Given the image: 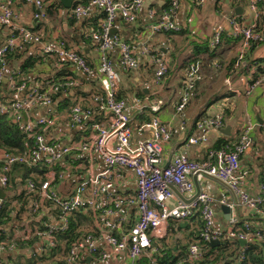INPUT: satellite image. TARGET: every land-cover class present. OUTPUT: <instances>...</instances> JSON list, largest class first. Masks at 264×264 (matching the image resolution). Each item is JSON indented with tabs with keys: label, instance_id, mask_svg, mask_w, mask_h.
Returning a JSON list of instances; mask_svg holds the SVG:
<instances>
[{
	"label": "built area",
	"instance_id": "obj_1",
	"mask_svg": "<svg viewBox=\"0 0 264 264\" xmlns=\"http://www.w3.org/2000/svg\"><path fill=\"white\" fill-rule=\"evenodd\" d=\"M143 1L87 0L86 3L75 4L70 9V17L74 21L80 20L89 8H96L103 13L98 27L89 34L98 56L97 66L93 68L79 51L61 43L43 41L32 27L14 25L16 15L11 9L10 0H0V30L8 27L6 35L0 40V84L3 82L7 91L6 99H0V114L32 140V147L23 154H12L0 149V189L4 191L5 198L10 180H24L25 192L34 193L25 212L18 219L11 218L2 226L6 236L0 241V264H138L140 256L148 255L153 249L151 240L165 237L171 219L187 218L194 213H198L200 218L196 239L187 244L185 257L173 264L199 261L203 255V244L213 239L226 237L246 242H264V233L248 223L236 227L237 216L230 213L227 218L229 227H215L212 206L214 201L205 192L199 191L189 202L177 199L172 205L168 203L174 196L170 185L178 193L186 194L194 189L191 178L198 182L210 177L237 198L248 211L264 217V195L247 193L244 182L248 172L238 166L239 156L252 143L251 124H242L233 144L208 149L200 161L189 159L183 151H179L163 164L160 143L169 140L170 131L156 116H152L145 125L151 128V137L136 145L130 144L128 104L124 99L115 97L119 75L113 68L112 56L119 68L130 69L135 64L133 46L121 36L111 34L110 29L115 17L126 23L134 22L136 12L143 7ZM244 1L252 13L251 22L245 25L233 16L228 18V35L238 41L234 68L243 64L247 48L264 42V8L260 4L262 0ZM24 2L34 7V20L43 18L42 0ZM191 2L195 6H201L205 0ZM177 6V0H170L168 6L147 25L149 31H179V25L174 22ZM152 13V9H146V14ZM221 34V29L211 32L204 44L206 52L213 51ZM29 45L36 47L37 59L45 60L48 56H53L68 62L81 74L94 77L88 99H83L84 103L73 104L68 109L67 131L63 137H58L57 142L45 140V130L53 123L51 114L33 118H28L27 115L36 108L49 107L53 103V96L59 91L65 92L72 88L74 82L70 78L60 82L48 79L41 85L34 86L27 85L24 81H16L11 72L6 74L5 54L11 50L20 51ZM143 51L153 66L143 85L158 83L166 73V59L159 50L144 47ZM199 79L197 64L191 63L185 70L181 95L174 105L176 113L182 111ZM263 82L264 72H261L248 82L244 94L248 95ZM225 85H229L228 79L225 80ZM160 104V99L150 103L147 100L144 103L137 100L131 103L137 109L147 105L151 112H156ZM94 110L101 114L102 119L90 123L89 126L87 124L89 134L75 140L82 124L90 120ZM223 124V113L220 111L198 117L193 122L197 133L189 135L185 145L206 142L209 131L213 128L222 129ZM259 128L264 134V123ZM72 151L98 156L105 168L88 173L76 185L69 183L60 167ZM38 168L42 169V174L41 179L37 180L39 184L35 186L30 177L38 176L29 170ZM122 170L130 172L134 177L135 188L130 195L114 193V178ZM260 189L262 190L261 186ZM3 199H0V203ZM47 200L51 201L49 205L45 204ZM218 204L226 205L229 211L232 208L223 198L218 200ZM129 208L134 209L135 217L125 228L122 212ZM77 209L92 212L95 230L80 235L64 247L62 243H57L56 234L67 230L69 216ZM118 255L124 261L118 262ZM234 264L251 263L245 261L244 252L239 249Z\"/></svg>",
	"mask_w": 264,
	"mask_h": 264
},
{
	"label": "crops",
	"instance_id": "obj_2",
	"mask_svg": "<svg viewBox=\"0 0 264 264\" xmlns=\"http://www.w3.org/2000/svg\"><path fill=\"white\" fill-rule=\"evenodd\" d=\"M86 1L71 0V6L64 8L59 0H42L41 11L44 16L40 20H34L32 18L33 6L24 2V0H10L11 9L16 15L13 24L32 27L45 42L61 43L66 47L79 51L86 62L95 68L98 63V56L89 34L92 31L91 24H97L101 21L102 12L96 8H89L80 20L71 23L68 21L71 19L70 9L75 4H84ZM177 1L178 6L174 16V22L180 27L177 32L151 33L147 27L161 11L164 0H144L143 7L136 12L134 22L126 23L121 18L115 17L112 23L111 34L121 36L129 42L133 46V56L135 58L134 66L124 70L119 68L115 57L112 56L113 68L119 75L116 93L128 104L129 142L131 145H136L150 138L152 135L151 128L145 125L152 116H156L160 122L167 125L170 131L169 140L160 143L163 164L167 163L179 151H183L189 159L200 161L205 157L206 151L215 140L225 138L228 144H233L238 137L242 124H251L253 126L251 129L252 143L239 156L238 166L248 172L244 182V189L247 193L250 195H264V134L259 128L264 123V82L256 86L248 95L244 94L248 82L264 70V42L252 44L247 48L244 53L243 64L238 68H234L238 41L228 35V18L230 16L246 25L251 22L252 13L247 8L244 0H205L201 6L193 5L191 0ZM48 7H51L52 14L50 16L45 15ZM146 9H152L153 13L151 15L146 14ZM216 29L222 30L220 41L213 51L206 52L204 44L211 32ZM7 31L8 27L2 28L0 37L3 38ZM144 47L159 50L166 59L167 67L166 74L158 83H149L146 86L143 85V81L150 75L153 66L149 63V58L143 51ZM35 51L36 47L31 45L20 50L21 57L18 59L17 64H20L26 56L36 58ZM191 63L197 64L200 79L195 82L194 89L182 111L176 113L174 105L181 95L185 70ZM9 71H11V67L8 63V65L6 64L5 73L7 74ZM62 71L64 73H61ZM58 73L63 74L61 78H70L74 82V86L62 92L58 99L84 103L83 99H88L92 89L91 81L94 77L81 74L72 65L53 56H48L45 60L37 59L28 74V85H41L48 79H55L54 75ZM226 79L229 80L228 86L225 85ZM223 88L227 89V93L221 94ZM77 90L85 92V96L78 97L75 93ZM5 91L0 86L2 96L6 94ZM213 96L219 97L216 101L209 103L208 100L212 99ZM155 99L161 100L159 109L156 112L149 111L147 105L140 109L131 105L136 100L139 103H144L146 100L147 103H150ZM91 105L93 106V104ZM225 107L229 110L228 114L223 115V127L225 125L229 126L226 135L220 131L221 128H213L207 134L206 142L185 145L186 138L197 133L193 122L198 117L212 115L219 111L223 113ZM48 110L51 112L53 123L45 130V140L57 142L58 137H63L67 131V108L58 109L57 103L53 102L47 108L34 109L27 116L28 118L41 116ZM101 119L100 115L94 121L91 116L86 124L89 126L91 120V123H94ZM182 146H184V149H181ZM80 156H85L87 160L86 175L83 179L88 176V173L92 174L105 168L104 163L96 155L81 153ZM117 175L114 178V193L116 195L132 194L135 188L133 175L126 170H122ZM191 179L192 182L194 180L193 191L178 194L183 199L190 198L195 193L194 183H196V188L200 192L211 195L214 201L212 206L213 225L215 227L221 229L229 227L226 217L228 211H224L221 208L222 204H218V200L223 198L227 204L232 205L229 211L230 214L236 215L242 221V224L248 223L252 228L264 233V217L248 211L219 182L210 177L203 178L198 182L194 178ZM71 184L76 185L78 183ZM173 195L168 201L170 205L179 199L174 193ZM122 213L124 214V221L131 224L135 217L134 209L129 208ZM241 225L237 226L235 224L236 227ZM116 260L122 262L124 258L118 255Z\"/></svg>",
	"mask_w": 264,
	"mask_h": 264
},
{
	"label": "trees",
	"instance_id": "obj_3",
	"mask_svg": "<svg viewBox=\"0 0 264 264\" xmlns=\"http://www.w3.org/2000/svg\"><path fill=\"white\" fill-rule=\"evenodd\" d=\"M170 0H164L161 10L166 8ZM261 6L264 8V0L260 2ZM51 7H48L45 11V15L50 16L52 14ZM103 18V13L102 17ZM69 23L74 20L71 18ZM98 23H92L91 29L96 30ZM2 38L0 37V40ZM199 50V48H198ZM21 53L17 50H11L7 52L4 56L5 63L11 67V76L16 81H24L27 85V77L30 70L36 63L37 59L35 57L26 56L17 64L18 59H20ZM61 60V59H60ZM64 61V60H62ZM189 61V60H187ZM66 62V61H64ZM68 64V62H66ZM167 72V70H166ZM264 72V70L260 71ZM61 73H64L63 71ZM166 74V73H165ZM164 74V75H165ZM63 74L54 75L55 79H51L52 82H60L63 80L61 78ZM61 78V79H59ZM1 87L5 89V84L2 82ZM7 93V91H5ZM62 91L53 96V102L57 103V108H67V110L76 102H69L66 99H58ZM139 92V91H138ZM78 97L85 96L83 91H75ZM141 94V91H140ZM116 98H120L118 94H115ZM219 96H213L208 102L211 103L216 101ZM1 100L6 99V94L4 96L0 95ZM229 110L227 107L223 109V115L228 114ZM45 114H51L48 110ZM98 111L93 112L94 121L100 117ZM89 122V121H88ZM87 122V123H88ZM92 122V120H91ZM90 122V123H91ZM89 134V129L87 124L81 126L79 131L75 136V140L79 138H84ZM223 144H228L225 138H218L209 147V149L218 148ZM30 147H32V140L25 133L21 132L14 124H12L4 115L0 114V149L10 152L12 154H23ZM80 151H72L66 158L60 170L63 171L64 177L71 183H78L83 180L86 175V157L80 156ZM34 172L37 177H30L34 185L37 186L41 179L42 169H32L29 170ZM24 180L14 181L10 180L9 185L6 187L7 195L0 203V241L4 240L6 234L2 226L6 225L11 218L18 219L22 213L25 212L27 204L30 198L34 196L32 192H25L23 187ZM51 201L47 200L46 205H49ZM44 219V215L42 216ZM94 216L90 210L82 212L81 210H75L69 216V222L67 230L63 233L56 234L57 243H62L66 247L70 242L77 239L80 235H83L91 230H95ZM242 221L237 217L236 225H241ZM129 223H124V227H128ZM200 227V220L198 214L195 213L187 218L183 219H171L169 221V227L165 237L161 239L151 240L152 250L149 251L147 256L142 255L138 259V264H173L178 259L185 257L187 244L196 239L198 229ZM42 228L41 226L39 227ZM203 255L199 261L193 262L191 264H234L236 253L239 249H242L245 255V261L251 264H264V242L259 240H248L244 245H240L238 240L233 238H221L217 244L210 245L209 243H204L202 246Z\"/></svg>",
	"mask_w": 264,
	"mask_h": 264
},
{
	"label": "water",
	"instance_id": "obj_4",
	"mask_svg": "<svg viewBox=\"0 0 264 264\" xmlns=\"http://www.w3.org/2000/svg\"><path fill=\"white\" fill-rule=\"evenodd\" d=\"M59 1H60L61 6L64 8H69L71 6V0H59ZM228 129H229V126L225 125L220 131L226 135L228 132ZM193 182H194V180H193ZM194 184H195V193L188 199H183V197L178 194V192L174 189V187L172 185H170L169 187L179 199H181L183 202H189L199 192V190L196 188V183H194ZM3 197H4V191L0 189V199H2ZM221 208L224 211H228V214L226 215V217L228 218L229 217V208L226 205H222ZM218 241L219 240H217V239H213V240L209 241V244L214 245V244H217ZM238 242L240 245H244L246 243V241H244V240H238Z\"/></svg>",
	"mask_w": 264,
	"mask_h": 264
},
{
	"label": "rangeland",
	"instance_id": "obj_5",
	"mask_svg": "<svg viewBox=\"0 0 264 264\" xmlns=\"http://www.w3.org/2000/svg\"><path fill=\"white\" fill-rule=\"evenodd\" d=\"M224 93H227V89L226 88H223V90H222V92H221V94H224ZM225 96V95H224ZM168 227H169V225H168Z\"/></svg>",
	"mask_w": 264,
	"mask_h": 264
}]
</instances>
